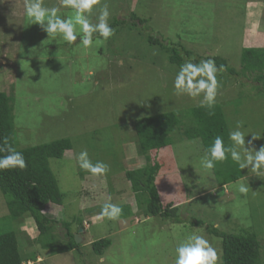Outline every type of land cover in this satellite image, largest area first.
<instances>
[{
	"label": "rangeland",
	"instance_id": "374dc122",
	"mask_svg": "<svg viewBox=\"0 0 264 264\" xmlns=\"http://www.w3.org/2000/svg\"><path fill=\"white\" fill-rule=\"evenodd\" d=\"M103 2L110 11V25L116 20L126 23L112 38H101L87 50L77 46L79 40L69 46L49 39L40 25L26 18L23 0L0 2V91L15 96L18 147L72 140V150L62 159L50 160L64 203H50L43 212L63 225L76 218L72 231L81 233L82 239L78 250L62 253H52L47 239L31 243L39 235L37 225L30 216L13 220L1 189L0 234L15 231L23 257L40 253V264H173L176 244L195 230L210 240L223 264V239L207 229L214 226L229 234L256 233L262 245L260 264H264V177L240 169L242 178L221 185L216 168L200 166L206 151L202 140L177 133L172 146L152 153L161 164L157 186L163 203L179 206L180 216L189 220L176 223L147 216L126 176L128 170L146 164L138 153L135 121L162 112H187L202 99L174 94L179 67L169 62L162 45L150 44L149 37L181 48L182 54L185 48L186 60L194 63L220 56L239 70L244 48L264 47V0ZM44 5L58 6L57 0H44ZM98 14L97 8L93 20ZM135 14L147 21H133ZM58 15L67 18L72 11L61 8ZM251 76L220 72L216 103L223 106L230 130L242 121L246 135L260 137L252 145L259 149L264 146V97L253 89ZM246 140H252L251 134ZM85 149L93 163L109 165L105 177H93L79 168L76 157ZM237 181L249 187L246 197L237 191ZM109 199L123 209L121 218L96 219ZM190 221L205 225L191 226ZM61 224L57 232L67 242ZM103 238H111L112 245L99 257L91 243Z\"/></svg>",
	"mask_w": 264,
	"mask_h": 264
},
{
	"label": "trees",
	"instance_id": "16d2710c",
	"mask_svg": "<svg viewBox=\"0 0 264 264\" xmlns=\"http://www.w3.org/2000/svg\"><path fill=\"white\" fill-rule=\"evenodd\" d=\"M139 20L144 23L146 19H140L136 14L133 21ZM124 20H116L110 26L115 33L121 30ZM126 23V21H125ZM124 23V24H125ZM123 24V25H124ZM152 45L159 44L162 50L168 54L171 64L178 67L185 62L186 51L182 54L181 48L168 47L160 39L150 36ZM182 47V46H180ZM209 59L210 57H203ZM212 58V57H211ZM217 66L223 65L226 74L244 76L250 78L253 75L255 84L253 89L264 97V47H246L243 50L242 65L238 70L232 67L227 59L215 56ZM198 63V60H194ZM252 77V76H251ZM15 96L5 91H0V145H11L21 152L26 160L25 169L0 170V189L7 200L10 217L13 220H22L26 216L33 218L39 229V235L30 240L31 243L43 239L51 241L52 253H62L69 250H78L81 246L76 241L72 231V222L64 225L60 220L51 218L43 212L50 204H63L64 196L61 192L58 179L53 172L50 160L62 159L66 152L72 150L73 143L70 138H63L39 145L19 148L15 135ZM137 139L138 153L146 158L143 167L128 170L126 176L132 184L138 205L144 209L147 216H162L176 223L188 222L180 216V207L172 203L164 204L161 198L160 188L157 186V177L161 164L153 160V152L172 146L178 133L181 138L202 140L205 150L211 145L213 139L220 135L226 145L230 144L228 133L230 124L225 110L220 103H216L213 109L195 106L185 111H168L150 115L138 119L134 123ZM7 153H0L6 155ZM216 174L219 183L226 185L243 177L238 165L228 159L216 164ZM82 221H78L80 227L86 229ZM191 226H204V221L191 222ZM57 224L66 229L67 242L62 240L57 232ZM208 231L223 239V264H260L261 241L256 233L245 231L242 234H229L222 232L214 226H209ZM25 234H27L25 232ZM64 241L63 244L60 241ZM94 253L102 257L112 245L111 238H103L91 243ZM56 246V248H55ZM41 257V254H38ZM37 255L31 253L23 257L20 249V241L15 231L0 234V264H23L25 261H36Z\"/></svg>",
	"mask_w": 264,
	"mask_h": 264
},
{
	"label": "clouds",
	"instance_id": "9594fccd",
	"mask_svg": "<svg viewBox=\"0 0 264 264\" xmlns=\"http://www.w3.org/2000/svg\"><path fill=\"white\" fill-rule=\"evenodd\" d=\"M3 2V0H0ZM58 6L46 7L44 0H23L24 15L31 24H38L47 33L49 39H59L69 46L76 44L83 49H91L101 38L109 40L115 34L109 24L110 11L103 0H57ZM70 9L72 15L62 18L58 15L60 9ZM98 8L99 14L93 20V13ZM95 37V40H94ZM224 66H217L215 59H201L194 63L192 59L185 60L179 66L174 81L173 90L176 96H187L200 99V106L213 109L221 88L218 74ZM243 122L237 121L236 127L229 131L230 144L226 145L222 136L217 135L200 158V166L205 170H213L217 163L224 162L229 155L239 169H248V175L264 177V146L255 148L253 141L260 137L255 133L245 134L242 131ZM251 134L252 140H246ZM0 170L25 169L27 167L23 154L11 145H0ZM79 168L93 177H105L110 167L103 161L92 162L88 151L82 150L76 157ZM237 191L247 196L249 187L237 181ZM175 207V205H174ZM123 209L118 204L106 200L96 219L118 221ZM86 228V227H85ZM84 230V229H83ZM82 230V231H83ZM77 234V233H76ZM81 234V233H80ZM41 257H36L23 264H40ZM220 256L209 239L199 231H192L185 235L175 246L173 264H219Z\"/></svg>",
	"mask_w": 264,
	"mask_h": 264
},
{
	"label": "water",
	"instance_id": "95a60500",
	"mask_svg": "<svg viewBox=\"0 0 264 264\" xmlns=\"http://www.w3.org/2000/svg\"><path fill=\"white\" fill-rule=\"evenodd\" d=\"M75 238H76V241L78 242V243H80L81 242V234L80 233H77V234H75Z\"/></svg>",
	"mask_w": 264,
	"mask_h": 264
},
{
	"label": "crops",
	"instance_id": "0c3cea01",
	"mask_svg": "<svg viewBox=\"0 0 264 264\" xmlns=\"http://www.w3.org/2000/svg\"><path fill=\"white\" fill-rule=\"evenodd\" d=\"M23 230H26V229H23ZM28 235H30L31 233H30V231L29 232H26Z\"/></svg>",
	"mask_w": 264,
	"mask_h": 264
}]
</instances>
